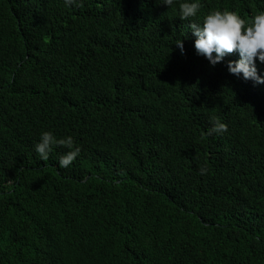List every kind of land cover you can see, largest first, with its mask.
I'll use <instances>...</instances> for the list:
<instances>
[{
  "label": "trees",
  "instance_id": "1",
  "mask_svg": "<svg viewBox=\"0 0 264 264\" xmlns=\"http://www.w3.org/2000/svg\"><path fill=\"white\" fill-rule=\"evenodd\" d=\"M79 2L0 0V264H264V84L188 27L264 0ZM43 131L79 156L41 160Z\"/></svg>",
  "mask_w": 264,
  "mask_h": 264
},
{
  "label": "clouds",
  "instance_id": "2",
  "mask_svg": "<svg viewBox=\"0 0 264 264\" xmlns=\"http://www.w3.org/2000/svg\"><path fill=\"white\" fill-rule=\"evenodd\" d=\"M161 3L170 8L175 0H162ZM64 4L66 7L80 6L79 0H64ZM200 8V0H181L179 18L187 20L196 17ZM188 27L194 37L196 55L203 56L210 66L221 63L226 55L236 52L239 59L228 62V72L245 81L264 84V73L258 74L256 67L257 62L264 64V10L249 21L231 9L212 10L204 14L200 22H192ZM176 47L183 54L182 39L176 43ZM225 131L227 125L213 118L212 127L206 135H219ZM54 145H63L68 149L58 160L61 168L68 167L80 154V148L74 144L72 136L57 139L51 131L41 132L34 150L41 160H46ZM205 170V167L200 168L201 175Z\"/></svg>",
  "mask_w": 264,
  "mask_h": 264
}]
</instances>
